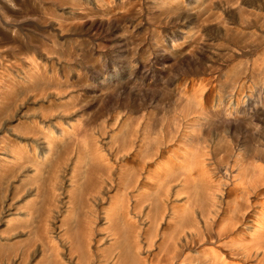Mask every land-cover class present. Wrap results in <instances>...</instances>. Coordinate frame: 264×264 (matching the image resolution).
I'll list each match as a JSON object with an SVG mask.
<instances>
[{
  "label": "rangeland",
  "instance_id": "obj_1",
  "mask_svg": "<svg viewBox=\"0 0 264 264\" xmlns=\"http://www.w3.org/2000/svg\"><path fill=\"white\" fill-rule=\"evenodd\" d=\"M159 1L119 0L116 29L103 34L101 51L87 52L83 71L76 66L70 69V110L65 121L73 129L66 138L56 139L36 181H24L23 202L1 217L0 264L61 261L49 238L60 236L59 226L61 234L70 227L79 239H91L90 261L95 264L99 250L107 246L102 243L106 236L112 231L124 233V223L133 222L134 228H143L142 237L161 244L158 256H165L170 250L168 237L179 236L177 222L159 224L155 229L149 226V219L157 218L164 208L183 203L186 181L179 175L181 160L167 168L162 167L164 161L172 156L188 157L193 151L194 162H198L208 152L211 172L197 173L193 178L196 185L190 180L185 183L193 192L200 186L208 190L230 179L227 163L232 144L264 143V124L255 132L252 123L256 120L249 111L237 114L240 121L229 128L213 119L212 109L201 114L195 107L212 106L211 98L204 99L208 85L211 95L212 86L214 93L242 88L245 95L264 80V61H258L264 56V0H185L188 7L183 8L173 0H166L165 5ZM219 21L228 23L224 35L216 28ZM226 44L232 48L227 54L223 52ZM161 52L169 57L164 63L155 57ZM147 60L150 62L144 66ZM195 86L202 92L195 104L186 103L177 93ZM79 186L81 201L74 203ZM109 199L132 209L134 219H122V211L115 205L112 208ZM232 199L228 197L226 204ZM68 200L74 208L66 207ZM209 200L200 194L204 209L210 208ZM226 216L230 217L228 211ZM76 255L71 254L70 264H78Z\"/></svg>",
  "mask_w": 264,
  "mask_h": 264
},
{
  "label": "bare ground",
  "instance_id": "obj_2",
  "mask_svg": "<svg viewBox=\"0 0 264 264\" xmlns=\"http://www.w3.org/2000/svg\"><path fill=\"white\" fill-rule=\"evenodd\" d=\"M173 1L182 8L188 5L183 3L185 0ZM159 2L166 4V0ZM118 9L119 0H0V219L22 200L24 181H36L40 166L51 156L56 139L66 138L72 131V124L65 121L70 110V69L76 66L82 70L87 52L98 54L101 51L103 34L116 29ZM238 9H241L240 4ZM217 24L216 28L224 35L229 29L228 23L221 21ZM224 46L225 54L232 51L229 44ZM155 57L161 63L169 58L164 52L157 53ZM263 57L258 59L261 64ZM149 62L145 61L144 66ZM213 87L212 95L210 85L206 86L207 90L202 89L208 94L204 99L208 102L211 98L212 106L209 103L207 108L195 105L201 114L212 109L213 119L230 128L231 124L240 121L237 114L249 111L256 120L252 123L254 131H259L264 124L263 79L245 95L242 88L240 91L214 93ZM177 93L186 99V103L193 104L195 97L201 98L202 95L201 88L196 86L179 89ZM216 96L219 99L217 105ZM41 143L45 144L44 148L40 147ZM251 146L234 143L229 147L228 169L235 174L228 172L230 179L221 186H209L211 193L207 186H200L193 192L185 184L190 180L196 185L193 178L199 176L197 173L211 172L212 161L208 152L202 154L203 158L198 162V159L194 162L193 151L182 159L167 156L164 168L181 160L179 175H183L186 181L183 182L186 195L182 204L168 210L164 208L157 218L149 219V226L156 229L159 224L177 222L179 236L168 237L171 239L169 252L159 257L161 244H153L147 237H142L144 230L139 226L134 228L135 222L124 223V233L119 235L112 231L106 236L102 243L107 246L104 251L99 250L101 253L95 264H264V143L256 141ZM103 162L107 165L110 161L103 158ZM88 174L91 175L90 172ZM80 187L72 198L74 203L81 201ZM200 194L210 198V208H203ZM230 196L233 199L227 205L226 200ZM67 203L66 207L70 208L71 202L68 200ZM108 204L122 211V219L134 217L131 215L134 212L127 206L114 204L110 199ZM225 211L230 213V217H223ZM69 229L61 234L59 226L60 236H49L61 261L50 259L46 264H70L69 259L74 252L77 253L78 264H92L91 239L88 241L85 236L81 240L75 230L71 232Z\"/></svg>",
  "mask_w": 264,
  "mask_h": 264
}]
</instances>
